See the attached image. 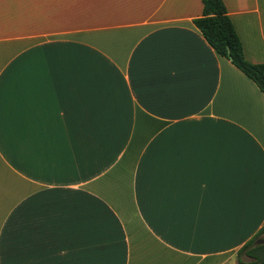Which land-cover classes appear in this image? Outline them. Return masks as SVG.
I'll use <instances>...</instances> for the list:
<instances>
[{"label": "crops", "instance_id": "crops-1", "mask_svg": "<svg viewBox=\"0 0 264 264\" xmlns=\"http://www.w3.org/2000/svg\"><path fill=\"white\" fill-rule=\"evenodd\" d=\"M222 2L264 64V0ZM202 9L0 0V264L238 262L264 226V95Z\"/></svg>", "mask_w": 264, "mask_h": 264}, {"label": "trees", "instance_id": "trees-1", "mask_svg": "<svg viewBox=\"0 0 264 264\" xmlns=\"http://www.w3.org/2000/svg\"><path fill=\"white\" fill-rule=\"evenodd\" d=\"M201 2L202 15L193 20L195 27L218 55L229 60L264 95V64H252L245 59L242 43L222 0ZM261 237H264V226L254 239L238 250V264H264V243L256 242Z\"/></svg>", "mask_w": 264, "mask_h": 264}, {"label": "water", "instance_id": "water-1", "mask_svg": "<svg viewBox=\"0 0 264 264\" xmlns=\"http://www.w3.org/2000/svg\"><path fill=\"white\" fill-rule=\"evenodd\" d=\"M262 243H264V240H260L257 242V244H262Z\"/></svg>", "mask_w": 264, "mask_h": 264}, {"label": "rangeland", "instance_id": "rangeland-1", "mask_svg": "<svg viewBox=\"0 0 264 264\" xmlns=\"http://www.w3.org/2000/svg\"><path fill=\"white\" fill-rule=\"evenodd\" d=\"M247 260H248V259H247ZM231 264H233V263L231 262ZM236 264H238V262H237Z\"/></svg>", "mask_w": 264, "mask_h": 264}]
</instances>
